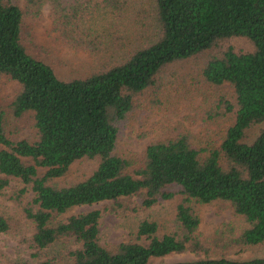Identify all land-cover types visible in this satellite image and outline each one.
Returning a JSON list of instances; mask_svg holds the SVG:
<instances>
[{"label": "trees", "instance_id": "trees-1", "mask_svg": "<svg viewBox=\"0 0 264 264\" xmlns=\"http://www.w3.org/2000/svg\"><path fill=\"white\" fill-rule=\"evenodd\" d=\"M25 1L32 15L48 6L63 43L88 52L101 50L106 36L85 25L88 18L122 16L128 3ZM155 6L157 39L118 63L64 79L28 51L25 11L0 0V79L6 75L19 83L6 107L0 106V195L12 199L33 225L29 258L15 264H153L152 259L184 251L197 257L160 264H264V256H230L264 243V0H155ZM233 36L248 38L253 49L236 51L229 44L210 53L202 69L206 82L233 90L232 98L218 97L210 113L232 118L220 143L199 147L177 133L148 142L137 157L122 153L121 123L158 74ZM8 115L25 118L32 135L11 137L4 126ZM255 124L263 126L248 140L247 130ZM79 159L96 163L83 179L59 183ZM12 179L21 185L6 192ZM132 197L144 208L176 197L170 229L159 235L158 222L145 217L135 225L134 240L109 249L100 242L99 209L62 216L103 200L122 207ZM215 200L227 204L237 220L204 235L198 206ZM9 228V217L0 212V232ZM58 242L71 245L50 254Z\"/></svg>", "mask_w": 264, "mask_h": 264}, {"label": "rangeland", "instance_id": "rangeland-1", "mask_svg": "<svg viewBox=\"0 0 264 264\" xmlns=\"http://www.w3.org/2000/svg\"><path fill=\"white\" fill-rule=\"evenodd\" d=\"M25 11L23 38L28 51L50 63L57 75L64 79L85 77L100 67L118 63L127 58L137 48L157 39L160 25L157 20L155 0H127V8L122 16H97L88 18L85 25H94L105 30V45L97 52L74 50L67 46L53 29L48 6L37 15L26 9L25 0H12ZM113 23V24H111ZM115 24V25H114ZM233 45L236 51L253 49L252 42L243 36H233L221 41L214 49L187 59L176 61L165 67L157 76L155 84L139 95L133 109L121 123V134L117 148L128 156L137 157L145 145L153 140L173 137L177 133L187 134L199 146L218 145L226 127L232 122L227 118L211 117L210 113L218 97L232 98L233 90L228 84L215 85L206 82L202 69L210 53L222 47ZM19 83L3 75L0 79V106L5 108L13 98ZM11 137H30L33 128L25 118L7 116L4 124ZM263 124H255L247 130L248 140L253 139ZM95 160L79 159L68 172L58 178L66 184L81 180L95 166ZM17 179L11 180V189L20 186ZM177 198L165 200L144 208L138 205L136 197L123 200L122 207H116L112 200L75 206L62 216L74 212L97 208L101 211L99 219L100 242L114 249L122 241L134 240L135 225L139 220L149 217L158 222V234L170 229ZM0 212L9 217L10 228L0 232V264H15L29 258L28 239L33 231L32 222L21 215L14 201L0 195ZM201 218L199 231L208 235L226 220H237L232 209L222 201L200 204ZM71 243L58 242L49 248L50 254L66 250ZM233 258L264 256V243L249 246L242 251H232ZM197 257L192 251L172 253L162 258L152 259L153 264L167 261L187 260Z\"/></svg>", "mask_w": 264, "mask_h": 264}]
</instances>
